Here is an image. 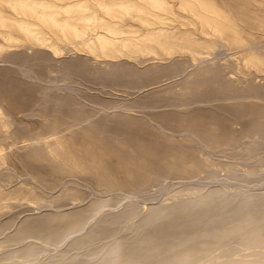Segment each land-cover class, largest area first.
I'll list each match as a JSON object with an SVG mask.
<instances>
[{"label":"rangeland","instance_id":"rangeland-1","mask_svg":"<svg viewBox=\"0 0 264 264\" xmlns=\"http://www.w3.org/2000/svg\"><path fill=\"white\" fill-rule=\"evenodd\" d=\"M0 1V20H14L0 21L1 250L13 237L86 235L104 203L159 205L161 182H212V152L264 137V0Z\"/></svg>","mask_w":264,"mask_h":264},{"label":"bare ground","instance_id":"bare-ground-1","mask_svg":"<svg viewBox=\"0 0 264 264\" xmlns=\"http://www.w3.org/2000/svg\"><path fill=\"white\" fill-rule=\"evenodd\" d=\"M3 1L2 2L5 4L6 1L5 0ZM15 1L16 2H14L13 4L18 3L17 2L18 0H15ZM37 1L40 3V0H37ZM12 2L11 4H9L10 6H12ZM7 3H10V2L7 1ZM66 3L69 4L70 2H64V4ZM80 3H82L81 0L78 2L79 6H80ZM124 3H127V2H124ZM119 5L117 4L116 6H119ZM5 6H7V4ZM24 6L26 5L24 4ZM90 6L93 9V6L91 5V3L89 4V8ZM29 7H31V5H29ZM35 7H39V4H37V6ZM110 7H113V6L110 5ZM136 7H133V11H134V8ZM184 7H187V6H184ZM103 8H105V6ZM185 9L186 8H184V10ZM45 10L46 9H44V11ZM112 10H114V8L110 9V11L108 12H111ZM137 10L138 8H136L135 11ZM116 13H119V12H116ZM18 14H21L22 16V13H18ZM43 14H41V16H43ZM97 14L99 16V13ZM91 16L93 17V15H90L89 18ZM47 17L53 21L52 26L56 27V24H58V21L56 22L55 18L57 17L53 18V15L52 17L49 15ZM83 17L85 18V16H82V18ZM87 18H88V15H87ZM142 18H143V15H142ZM0 19H3V18H0ZM4 19H6V17ZM24 19L26 20L25 16H24ZM31 19L32 18H30V22L27 21V24L23 21L24 24H26V28H27L28 23H33V20L31 22ZM95 19L96 18H94V20ZM22 20L20 19V21ZM146 20L149 21L148 19ZM0 21L3 22L2 20ZM10 21H14V20L12 19V20H9L8 22H5V21L4 22L8 24ZM113 21L111 20V22ZM61 22L60 24L64 23V21L62 23ZM84 22H88V21L86 20ZM157 22L159 21L157 20L155 23ZM24 24H23V28H25ZM164 24L165 23H163L162 25ZM13 25L15 24L13 23ZM19 25H20L19 27H22L21 26L22 24L19 23ZM47 25L49 24L47 23ZM88 25L91 26L92 24H88ZM35 26L39 27L38 24ZM14 27L15 26H13V28ZM8 28L10 30V27ZM59 28H61V25ZM102 28H105V26ZM107 28L108 27H106V29ZM127 28H128V25L126 29ZM149 28H152V27L149 26ZM32 29L34 28L32 27ZM15 30L16 29H14V32ZM184 31H186V29ZM170 32L171 31H169V33ZM9 33L11 32L9 31ZM9 33H6L7 34L6 39L9 38ZM103 33L105 32L103 31ZM6 34H4L5 37H6ZM166 34L167 33H165V35ZM202 34L203 33H201V35ZM62 35H63V32H62ZM28 36L29 35L27 34V37ZM41 36H44V35H41ZM45 36L44 38H46ZM98 36L100 35L98 34ZM13 37H11V39H13ZM77 37H78V33H77ZM84 37L87 38V36H84ZM126 37L121 38V39L126 40ZM140 37L139 39H136V40H140ZM38 40L40 41V39ZM97 41H99L100 45H103L104 47H107V48L110 47L111 44L114 47V44H115L114 40L112 39L108 40L107 37L103 38V36L97 37ZM128 41L130 42V40ZM120 42H123V41H120ZM126 42L127 41H125V44L128 45L129 43L127 44ZM156 42L158 44V41ZM123 43H120V44L118 43V44L122 45ZM149 44L151 48L152 46H156L154 45V42L148 37V39H144L143 45L146 46ZM95 48H97V46ZM142 49H147V48L143 46ZM124 51L126 52V50ZM3 61H5V59H2V62ZM19 68L20 67H18V69ZM60 85L61 84H59V86ZM64 87H66V85ZM73 90L74 89H72L71 91ZM253 146L254 147L253 148L251 147L250 150H243L241 149V147H233V148L222 149V151L220 150V151L212 152V155L216 156L220 160V165L209 172L211 181L213 180L214 182L213 181L212 182H207V181L206 182H198V181L172 182L171 181L170 183V181L167 182V181L162 180L163 182H161L159 186L161 189L160 191L161 192L166 191V190L167 191H166V194L163 197H161L164 201L162 203L160 202L161 204L159 205L155 204V206H153L151 204L152 206H150L149 208L148 207L149 205L146 206L143 202H140L139 200L132 198L130 202L127 203L128 205L120 204L122 202L121 200L120 203L110 202L111 204L104 203L100 205L99 207H96L97 209L96 212L94 214L91 213L92 215L90 216L88 215L87 218L84 216L86 219L83 225L81 224L82 226L81 228L83 230L87 229V231L89 232L88 236H86L88 232L86 233V235L84 234L86 236L85 238H83L84 235L79 236V237L75 236L74 235L75 233L72 230H71L72 232L68 233L64 239H60L62 241H57V242H53L51 241V239L39 238V237H32L31 239L34 238L33 240H30V236L17 237L15 239L13 237L12 244L14 243L16 247L13 246L14 248L13 247L8 248V249L4 248L3 250L0 249L1 250L0 251V264H264V188H261L260 186V182L264 180V165L258 168H251L249 166V162L256 157L262 158L264 162V137L261 136L259 137V139L257 140L255 139V144ZM167 187L169 188L167 189ZM158 192L159 191H157V193ZM160 196H161V193H160ZM136 197L138 199L141 198L142 200H145L144 194L136 195ZM152 200H154L153 197H152ZM173 200H179V201L178 203H175V201L173 202ZM155 201H158V199L154 200L153 202ZM131 218H132V221L129 222V219ZM75 230H78V229H75ZM230 230H235V232L229 233ZM63 242H64V245L60 247L61 243ZM190 249H194L195 251H193L192 253L190 252Z\"/></svg>","mask_w":264,"mask_h":264}]
</instances>
